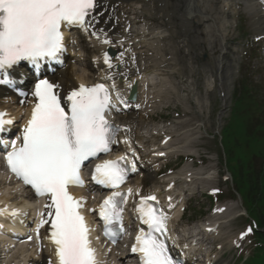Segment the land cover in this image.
I'll list each match as a JSON object with an SVG mask.
<instances>
[{"label": "snow or ice", "instance_id": "1", "mask_svg": "<svg viewBox=\"0 0 264 264\" xmlns=\"http://www.w3.org/2000/svg\"><path fill=\"white\" fill-rule=\"evenodd\" d=\"M99 5L100 0H0V85L15 88L17 78L10 70L23 61L29 62L37 74L42 62L59 61L65 48L62 29L78 26L88 32L94 27L93 13ZM91 35L100 39L96 31ZM102 43L110 44L111 40L104 38ZM103 62L113 68L107 52L103 53ZM59 87L46 78L37 79L31 93L35 103L21 136L10 144L2 139L0 143L4 144L9 170L30 185L37 196L49 200L36 229L39 235L41 227L50 225L48 239L54 245L56 260H49V264H98L89 239L90 229L79 211L82 202L70 195L68 188L83 184L80 177L83 163L107 153L120 129L106 118L113 104L110 90L104 84L90 87L81 84L66 96L67 107L61 102ZM115 87L113 83L112 88ZM13 123L7 113L0 112V133ZM127 172L119 161L105 160L95 165L92 178L104 187L119 189ZM132 194L131 188L126 193L114 191L99 206L105 235L113 242L123 229L121 226L111 231L108 225L119 222L122 205ZM150 201H157V197L152 194L140 197L136 210L148 231H139L131 251L139 254L140 264H181L160 238L167 231L166 216ZM6 211L0 209V214ZM11 214L17 215L16 211ZM251 231L249 228L241 233L240 239Z\"/></svg>", "mask_w": 264, "mask_h": 264}, {"label": "rangeland", "instance_id": "2", "mask_svg": "<svg viewBox=\"0 0 264 264\" xmlns=\"http://www.w3.org/2000/svg\"><path fill=\"white\" fill-rule=\"evenodd\" d=\"M143 13L147 14V12L144 10H143ZM223 16L227 17L226 15H223ZM230 16H232V14H230ZM239 22L241 24H243L242 21H239ZM213 98L215 99L216 95H213ZM225 116H227V114H225ZM225 122L224 123L221 122L220 126L223 127L226 124ZM147 123H153V122H147ZM158 123H160V122H158ZM158 123L154 124V126H156V125L158 126L159 125ZM168 123L171 124V122H168ZM154 126H153V124H149L148 127H149V129H152ZM220 130H221V128L217 129L216 125L209 124V123H206V125H204L203 128H201V129L195 128L194 130H192V132H189L187 134L190 138L185 142L184 148L188 149L189 151L181 153V154L183 155L186 153H189V154L192 153L193 155H196L195 152H197L198 155H211V158H216V159H219L220 161L223 162V155H222V149H221L220 144H219V138L217 136L216 137L212 136V133H215L217 131L220 132ZM206 132H208V133H206ZM209 133H210V136L205 137V135L209 134ZM195 142H199V143L195 144ZM177 147H179L177 149L178 151H182V149H181L182 147L180 144H177ZM248 149L256 150L257 148L254 145H248L247 150ZM248 152H247V154L250 155V152L249 153ZM172 159H173V157H172ZM252 160H253V158H252ZM204 162H206V161H204ZM203 168H205V167H203ZM221 168H222V166H221ZM207 170H208V168H206V171ZM204 186H206V185H204ZM228 187L230 188V184H228ZM193 202H196L197 204L201 203L200 199H196ZM196 203L194 206H192L193 203L191 205L192 207L190 206L189 212L185 215L184 220H182L183 225L184 224L190 225L192 222L202 220V218L204 216L203 215L204 210L201 209V211H199L196 208L197 207ZM206 207H207V204H204L202 208H206ZM243 224H244L243 221H235L234 223H230L228 225H221L220 229L223 230L222 237L224 238V243L229 242V240L235 238L236 233L243 229ZM250 248H251L250 252H249V247L245 248V250L243 251L245 253V257H247V258L251 257L253 254V252H251V251L253 250L254 246L250 247Z\"/></svg>", "mask_w": 264, "mask_h": 264}, {"label": "bare ground", "instance_id": "3", "mask_svg": "<svg viewBox=\"0 0 264 264\" xmlns=\"http://www.w3.org/2000/svg\"><path fill=\"white\" fill-rule=\"evenodd\" d=\"M210 1H212V0H210ZM229 1H233V0H223V2H229ZM235 1L239 2V0H235ZM240 1L244 2V4L245 3L248 4L247 7H245V11L248 14V16L251 17V20L253 21V27H255L256 30H259V31L263 32L262 29H264V15H263V13H261V10H262L264 4H260L259 6H257L256 4L252 3V2H255V1H248V0H240ZM195 2L199 6H201L202 9H201V7H199L197 9L196 8L197 4H194L196 9H190L189 6L186 3L183 4L184 8L187 9V11L190 14H194L195 12H199L200 10L205 9L206 6H207V3H209L208 0H192L191 1L192 4L195 3ZM201 14H202V16L196 18L197 20H200L201 22H203V18L209 17V16H207V15H205L203 13H201ZM193 22H195V21L193 20ZM155 36H150L148 39H151V38H153ZM143 41H140L141 42V48L143 46ZM149 47H151V44L150 43H148V44L145 43L143 48L147 50ZM88 50H89L88 52L91 55V58H95V55L97 54L98 49L94 48V44L93 43L91 45H89ZM142 52H144V51H142ZM87 61H89V64H91L90 60H87ZM92 78H93V76H89V73H84V72L80 73L79 75H76V78H74L69 70H65L62 74H60V76L58 78V81H60L61 85L66 89V88L74 87V86H76L79 83H85L86 81H88V80H90ZM119 123L121 124V127L124 129V131H126V133H133V129H134L135 125L133 124L132 118H130V119L120 118ZM130 140H131L130 137L127 136L126 143L127 144H131ZM150 174H151V171L147 172V174H146V175H148L149 179H151V175ZM2 185H4V187L8 189L9 183L4 182ZM145 188H146V186H145ZM6 190H3V191H6ZM137 190H139V189L137 188L136 191ZM0 192H2V187L1 186H0ZM205 228H207L208 230L212 229L213 231H215L217 229V227H215L214 224H206ZM179 245H181V243ZM181 246L183 247V249H187L188 248L186 245L184 246L183 244ZM189 250L190 249L188 248L187 252H189ZM34 256L35 255H32V256L31 255L30 256L27 255V256L24 257V261L26 262V260H27V264H36V260H35ZM14 258H16V257H14ZM42 262H43L42 264H49L46 260L45 261L42 260Z\"/></svg>", "mask_w": 264, "mask_h": 264}]
</instances>
